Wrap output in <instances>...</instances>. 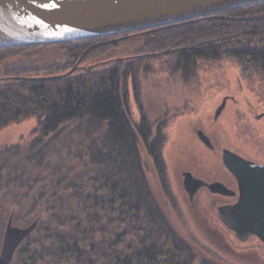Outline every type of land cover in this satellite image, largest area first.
<instances>
[{"label": "trees", "instance_id": "1", "mask_svg": "<svg viewBox=\"0 0 264 264\" xmlns=\"http://www.w3.org/2000/svg\"><path fill=\"white\" fill-rule=\"evenodd\" d=\"M123 34L151 35L136 53L159 52L183 80L200 62L233 59L244 78L264 81V1L95 37L109 39L100 45L87 38L0 48V129L36 121L27 139L0 148L1 216L23 226L37 220L11 264H217L197 258L149 186L141 148L175 205L163 157L166 122L150 120L141 103L139 57L79 66ZM129 91L137 122L128 115Z\"/></svg>", "mask_w": 264, "mask_h": 264}, {"label": "rangeland", "instance_id": "2", "mask_svg": "<svg viewBox=\"0 0 264 264\" xmlns=\"http://www.w3.org/2000/svg\"><path fill=\"white\" fill-rule=\"evenodd\" d=\"M151 37L148 34L117 36L115 47L98 57L97 51L91 52L79 66L92 67L105 58L111 59L105 63L113 64L119 59L124 62L139 57L141 103L150 120L161 118L166 122L163 157L176 202L171 204L164 196L151 160L141 148L154 198L177 234L196 250L198 259H210L217 264H264V242L255 236L237 238L219 218L217 206L221 201H215L203 190L190 198L182 182L183 171H190L206 182H219L224 170L220 160L222 147L255 162L264 161V81L256 76L244 78L240 65L233 59L200 62L196 73L183 80L157 58L159 52L136 53ZM132 94L129 91L127 111L130 119L137 122L139 112ZM224 98V107L214 118ZM35 127L32 118L0 129V148L22 141V137L27 139ZM199 129L209 137L213 150L199 140L196 133ZM5 215L0 214V248Z\"/></svg>", "mask_w": 264, "mask_h": 264}, {"label": "water", "instance_id": "3", "mask_svg": "<svg viewBox=\"0 0 264 264\" xmlns=\"http://www.w3.org/2000/svg\"><path fill=\"white\" fill-rule=\"evenodd\" d=\"M264 0H0V48L63 43L79 39L127 33L213 14ZM68 72L38 78H58ZM225 98L216 109L218 117ZM211 146L209 137L196 131ZM223 166L237 182L238 199L217 207L221 222L241 240L256 236L264 242V165L222 149ZM183 187L192 198L206 186L212 193L233 195L218 181L206 182L183 171ZM37 220L26 226L7 219L0 248V264H11L19 244L34 230Z\"/></svg>", "mask_w": 264, "mask_h": 264}, {"label": "flooded vegetation", "instance_id": "4", "mask_svg": "<svg viewBox=\"0 0 264 264\" xmlns=\"http://www.w3.org/2000/svg\"><path fill=\"white\" fill-rule=\"evenodd\" d=\"M95 39H98L97 41H94L93 42V44H103L104 42H106V40H99V38H95ZM105 60V61H104ZM104 60H101V61H99L98 63H100V62H106V60H111V59H109V58H105ZM78 62H80V60H78ZM258 117V116H257ZM259 118V117H258ZM211 150H213L214 149V146L212 145V143H211V146H208ZM224 147H222V149H223ZM222 149L220 150V160H221V153H222ZM228 149V148H227ZM232 152H234V151H232ZM236 152V151H235ZM234 152V153H235ZM235 154H237V155H239V156H241V157H243V158H245V159H247V160H252V159H249V158H247V157H245V156H243L242 154H239V153H235ZM252 161H254V160H252ZM255 162V161H254ZM257 162V161H256ZM259 163H261V164H263L264 165V161L263 162H260L259 161ZM224 168V170H223V177L219 180V182H221L222 184H224L228 189H230V190H232V191H234V194L233 195H226V194H221V193H212L211 191H209V189L206 187V186H202V187H200L198 190H197V192H199V191H201V190H203V191H205L208 195H210L211 197H214V199H215V201H221V204L220 205H218V206H221V205H231V204H233V203H235L236 202V200L238 199V189H237V182H236V180H235V178H234V176L225 168V167H223ZM206 181V180H205ZM217 181V180H216ZM208 182V181H207ZM196 192V193H197ZM217 206V207H218ZM10 216V215H9ZM8 216V217H9ZM7 222V221H6ZM13 224V223H12ZM13 225H16V226H23V225H18V224H13ZM228 230H230L229 228H228ZM230 231H232V230H230ZM233 232V231H232ZM234 233V232H233ZM235 235V234H234ZM256 237V236H255Z\"/></svg>", "mask_w": 264, "mask_h": 264}]
</instances>
